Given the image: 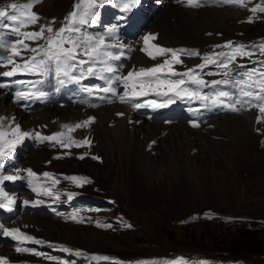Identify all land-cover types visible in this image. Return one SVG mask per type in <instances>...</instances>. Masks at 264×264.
<instances>
[{
	"label": "snow or ice",
	"instance_id": "6c2138e0",
	"mask_svg": "<svg viewBox=\"0 0 264 264\" xmlns=\"http://www.w3.org/2000/svg\"><path fill=\"white\" fill-rule=\"evenodd\" d=\"M40 0H26L25 3H10L6 7H0V77L13 78L17 75H35L43 79L28 81L32 87L27 90L15 92V101H29L32 99L44 100L49 95L41 90L40 85L48 80L54 79L57 84L64 85L69 82L80 84L87 77H96L103 82V85L83 86L82 91L89 96L103 93L99 99L113 102L118 98L121 103L129 104L133 110L144 107L153 110L164 108L177 100L199 101L203 107L211 110L221 108L230 111L251 110L257 108L259 113L264 114V67H253L247 69L245 65L237 64L238 58L250 57L254 53L253 48L259 49L264 55V42L256 45L235 43L231 40L223 45H215L214 48H224L228 51L206 53L202 57V63L187 68L180 72L177 65L183 64L182 56H201L194 49L166 48L156 43L155 34L149 33L143 37L144 52L150 59L156 60L164 57L161 63H154L151 66L133 67L125 73L120 72L123 65L114 62L124 56L123 45L119 42L107 43V38L114 37L117 26L113 25L106 29V35L93 36L84 34L81 25H87L90 20L95 19V7L99 0H78L73 10L65 17L64 24L56 29L52 23L40 25L39 15L33 11L34 4ZM190 7L201 6L202 0H178ZM225 4H233L241 7L246 6V0H222ZM139 3V0H120L123 12H129ZM12 10L11 12L9 11ZM79 9V11H78ZM251 12H264V7L256 5L250 9ZM252 22V17H248ZM39 27V30L25 31L32 26ZM14 34L19 39L8 40L7 34ZM43 41V43H37ZM31 42V43H29ZM35 44L33 47L32 45ZM119 49L120 51H113ZM31 53V55H25ZM264 65V61H254ZM208 65H214L221 70V79L205 80L203 70ZM244 68L245 71H238ZM23 84L25 81H15ZM9 87L8 84L0 82V88ZM122 88V91L120 90ZM203 89H209L203 91ZM153 96L155 99H147ZM143 98V102H138ZM245 105L248 107L245 108ZM26 106V105H25ZM95 107L96 105H91ZM124 115V113H117ZM262 119L257 116V121ZM95 118L87 117L86 120L75 124H62L61 129L67 131H56L51 135H44L40 132L31 133L23 130L15 123V118L6 119L0 117V169L4 161L9 159L25 139L33 138L40 142H51L53 146L60 145L64 149L90 145V139L85 136L83 139H76L72 133L77 129L90 127ZM193 127H198V120H190ZM152 143H155L154 141ZM151 147V145H149ZM65 152L64 155H70ZM79 158L83 159L84 154ZM93 159H99L93 156ZM26 173L31 190L42 195H51V191L44 185H36L33 181L40 177H53L52 173H36L31 168L16 169V174H0V209L12 211L16 203L15 197L7 192L2 186L5 181H16L21 179L20 173ZM67 179L73 182L87 181V177L70 176ZM69 193V197H71ZM29 203L40 204L43 201H28ZM110 227V225H100ZM131 227V225H126ZM0 233L11 236L14 240L35 241L34 237L22 232L18 228H5L0 226ZM16 251L33 252L34 249L17 247ZM36 255L43 253L36 252ZM55 259V257H52ZM182 259V258H178ZM6 258L0 256V264H4ZM176 264V262H173Z\"/></svg>",
	"mask_w": 264,
	"mask_h": 264
},
{
	"label": "rangeland",
	"instance_id": "374dc122",
	"mask_svg": "<svg viewBox=\"0 0 264 264\" xmlns=\"http://www.w3.org/2000/svg\"><path fill=\"white\" fill-rule=\"evenodd\" d=\"M45 1L47 3V1L49 2L50 0ZM64 1H66V4L69 0H63V2ZM25 2L26 0H16V3L22 4ZM53 2H56V0H53ZM10 3L11 2L8 4ZM46 3L44 2L43 5L41 3L42 7L38 9V12H52L58 10L59 8V6L54 4ZM157 7L158 5L153 4V2L149 5L148 9H154V12L151 15L155 14ZM238 19L239 18H237V20ZM237 20H231L235 26L230 25L228 28L220 29L224 31L223 36H215L214 32L220 30H212V34L216 41L219 40V38L226 36L228 33L233 35V33L237 30L244 31L241 36V39L243 40H252L259 35L264 34V20L252 19V22L246 25L242 23H235ZM232 27H234V29ZM206 36H210V34L207 33ZM262 60L264 61V58H262ZM262 66L264 67V65ZM3 104L4 107L8 104L5 98ZM41 110H43V108ZM143 121L144 124H153L152 122H149V120ZM215 128L216 126H214L211 131L216 130ZM217 133L218 134L210 133V136L214 140L217 139L218 142L225 146L222 153L225 155L226 159H224L221 154H215L216 157H219V159L216 160V163H210V159H213L210 158L211 155L206 152V154L204 153L205 156L204 154L202 156H192L193 159L190 161L191 168L187 174H184L179 170L177 175L164 171L162 173L163 175L158 178H150L144 174L139 175L135 164L132 165L126 159L121 161L122 164H118L117 161L112 162L110 156L107 157L102 150L97 152L101 154L104 161L97 163V165L90 163L88 159L76 161L72 158L62 160L58 163L61 164L58 168L66 170H76L84 168L81 165L92 164V170H97L95 172L96 174L94 172L92 173H94L95 176L97 175V180L102 181V183L105 182L103 186L104 188L110 187L113 184L111 178L106 174L109 166L108 164H110V171L113 174V180L116 184L121 186V188L119 187L118 192L121 196H123L126 202L125 211L127 215L133 218V220L135 214L138 216L141 215V225L139 227L143 228L145 231L136 229L135 233L122 232L114 234L113 232L109 233L93 229L89 226H69V230V227L61 229L57 224H55V221L53 222L52 220L44 218H40L38 220L45 222L48 221L47 223L50 225H56L62 232L67 233L63 237H57V239L67 241L65 239L67 238L76 245L79 244L97 249L103 248L101 250L105 251L115 250L120 252V258H117V261L120 264H127L128 260L124 259L126 254L136 252L154 254L161 251L181 248L183 245H186V248L190 250H205L209 252L214 251V247H212V245H218L219 250H223V252L230 254V251L227 249L225 244V241L227 240L226 233H235V224H233L230 218L221 217L220 220L222 222H216L215 219H219V217L213 214L210 220L190 222L183 225H176L172 222V220L181 217L185 212L191 209L198 210L207 206H213L215 209L219 210V214H222L225 210L228 214H230L229 212H232L235 218L240 215H253L255 217H259V226L252 230L255 231V234L260 236V245L264 242V152L255 150L253 142L250 143V141H248V144L246 143L247 145H250L249 148L239 143L236 144L231 136L226 133ZM214 136L218 137L215 138ZM194 150L196 152L198 151V149L196 150V147H194L190 155L195 152ZM164 151V147H161L156 154L154 153L151 155V157H155L156 155V158H153L156 165L165 162L164 159H159L162 158L160 153H163ZM255 153L260 155L259 163H257ZM179 167L181 168V166ZM114 172L117 173L114 174ZM154 173L159 175L157 170H155ZM137 175L140 176V181H138ZM151 179L153 182H151ZM123 186L125 188H123ZM130 186L133 187V190L126 189V187L129 188ZM143 187L146 188V191H148L149 194H152L153 192L160 193L163 196V199L155 197V195L146 197V192L143 191ZM157 187L160 188L157 189ZM138 190L143 197H146L142 199L144 203L146 199H153L155 203L147 206V208L135 206L133 201L137 198L136 196ZM110 191L114 192L112 190ZM114 194L117 195L116 193ZM156 200H160L158 201L157 207ZM164 205L167 206V208H165L167 210V215H163L165 219L163 222L159 221L158 225L161 226L159 229L154 223V216L158 217L157 209L160 210V208L164 207ZM227 223H230L231 225ZM43 232L51 235V232L45 231L44 229ZM154 237L160 238V241L154 243L153 245L149 244L151 241L155 240ZM253 249L254 248L249 247L248 252H243L240 255L246 258L260 256L261 253L254 255L252 252ZM233 251L239 252L237 249ZM259 260H264V258ZM260 262L261 261H257L256 264H259Z\"/></svg>",
	"mask_w": 264,
	"mask_h": 264
},
{
	"label": "bare ground",
	"instance_id": "6f19581e",
	"mask_svg": "<svg viewBox=\"0 0 264 264\" xmlns=\"http://www.w3.org/2000/svg\"><path fill=\"white\" fill-rule=\"evenodd\" d=\"M44 2L46 3L45 0L41 1L42 5ZM152 2L158 5V7L154 15H148L144 29H148L150 32L154 31L156 38L151 43L161 46H163L162 44L197 45L206 41H216L213 35H204L206 31L225 29L230 25L235 26L231 20H237V18L242 16L241 12L235 8L213 6L188 8L182 4L173 3L172 0H150L146 2L147 9ZM232 28L234 29V27ZM120 43L128 46L125 48L126 57L122 62L123 67L120 68L121 73L126 74L133 67L139 68L154 61L144 52L140 51V48L144 47L142 35L135 36L127 42L121 41ZM5 97L6 93L0 89V117H5L6 119L14 117L15 123L19 124L22 129L31 127V124L37 126L40 122L50 125L51 123L48 118L54 115L66 118L94 115L95 124L92 125V131L97 139L99 150H102L107 157L110 156L112 162L117 161L118 164H122L121 161L126 159L132 165H136L139 174H144L150 178H158L163 175L164 171L177 175L180 170L184 174H187L191 168L190 161L193 157L197 155L202 156L205 152L210 155L221 154L226 159L222 153L225 146L218 142L217 139L214 140L210 136V133H226L231 136L236 144L239 143L249 148L250 145H247L248 141L252 143L257 139V135L251 132V124L248 119L250 117L249 113L239 115L224 114L222 115L223 118L219 116L213 121L216 130H207L202 133L200 129L185 126L182 121H177L167 126L162 125L158 121H149L153 123L151 125L144 124L143 118L130 112L116 101L92 111L81 110L77 106L69 104L62 107L43 108L41 111L30 112V114H24L23 116L17 108L11 106L4 107L3 101ZM116 111H121L124 115L116 116ZM35 114H37V117H35ZM128 118H131L132 121ZM110 122L111 125L107 126V123ZM151 137H155L157 145L155 147V154L161 147L165 149L163 153H160L162 158H159L164 159L165 162L159 163V165H156L153 161L156 155L155 157H151L148 151L143 148L145 141ZM140 143L143 144L142 147L139 146ZM191 147H197L198 151L194 150L195 152L190 155L189 149ZM46 155V151L40 149L33 152L32 156L35 159H44ZM255 155L257 163H259L260 155L257 153ZM88 167L89 169H93L92 164H89ZM155 170H157L159 175L154 173ZM116 173L114 172V174ZM27 218L31 217L27 216ZM40 222L45 231L51 232L52 238L63 237L67 234L57 228L56 225L52 226L47 223L48 221Z\"/></svg>",
	"mask_w": 264,
	"mask_h": 264
},
{
	"label": "trees",
	"instance_id": "16d2710c",
	"mask_svg": "<svg viewBox=\"0 0 264 264\" xmlns=\"http://www.w3.org/2000/svg\"><path fill=\"white\" fill-rule=\"evenodd\" d=\"M251 226L252 228L246 227L245 225L236 226L235 233H226L227 240L225 241V244L227 246V249L230 251V254L227 255L238 256L243 252H248L249 247H252L254 248L252 250L254 255L261 253L264 256V242H262V244L259 245L260 236L258 234H255V231L252 230L259 225L257 226L251 225ZM235 249L239 250V252H234L233 250Z\"/></svg>",
	"mask_w": 264,
	"mask_h": 264
}]
</instances>
